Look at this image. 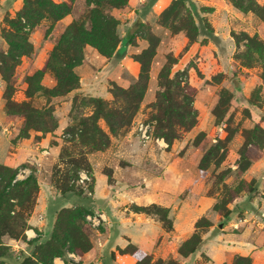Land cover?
Instances as JSON below:
<instances>
[{"label": "rangeland", "instance_id": "rangeland-1", "mask_svg": "<svg viewBox=\"0 0 264 264\" xmlns=\"http://www.w3.org/2000/svg\"><path fill=\"white\" fill-rule=\"evenodd\" d=\"M51 1L63 4L62 8L55 11L56 16L50 14L48 8L49 12H45V16L33 26H29L25 18L21 17L28 52L17 56L15 63L8 62V82L0 74V133L4 140L0 141V163H4L6 158L11 163H17L18 167L28 163L29 169H36L38 182H50L58 164L59 169L65 171L69 166L59 161L62 149L67 147L72 153L71 157H78L77 151H74L78 144L66 141L71 137L67 129L76 125L81 117L90 115L93 110V106L83 98L102 97L112 107H124V98L127 96L119 92L118 97H113L110 87L115 84L129 90V93L134 91L133 87L136 89L141 67L136 58L150 45L147 37L151 33L157 40L155 52L149 63L145 90L139 100L130 104L135 105L134 110L130 109L134 111L131 119L129 118L130 122L119 128L117 133H111L105 120L98 119V125L108 133L109 145L103 150L87 154L91 168L87 172L89 180L81 183L78 175L75 185L88 191L94 185L95 170L100 169V173L107 177L110 187H114V192H117L115 188L118 184L122 187L125 184L123 182H126L125 185H130L133 189L131 192L142 195L148 194L149 189L144 187H149V181L157 185L166 176L173 181L183 176L184 188L181 194L184 197L189 194L195 197L197 190L201 189L200 196L211 201L200 208V212L206 209V215L202 214L199 218L196 216V221L195 218L181 220L183 227L187 228L190 224L192 229L186 239L193 233L199 234L202 239V234L211 225L214 233L221 232L225 227L223 221L226 210H235L238 205L235 203L247 193L250 186L252 191L249 195L256 193L264 205V182L256 180L258 173L264 170V0H252L251 9L244 10L235 7L231 0H183V6H176L174 14L168 16H163V13L174 0H165L156 6L153 5L156 0H128L127 5L122 8L107 7V13L117 21L119 42L113 54L114 63L107 65L108 58L100 54L93 44L79 40L77 43L81 45V62L73 68L79 78V86L65 96L50 98L37 90V86L48 89L56 84V78L46 67L53 51L59 46L65 49L78 40L74 38L77 32H69L70 28L83 29L79 30L81 37L96 34L89 19L95 8L93 0ZM239 2L250 5L244 0ZM23 4L24 0H0V53H4L5 57L11 54L9 41L12 39L8 41L1 33L4 32L8 37L17 33L8 20H16V14ZM194 25L195 35L192 29ZM246 37L253 41L250 42ZM129 38L132 42H129ZM125 55L127 58L122 64L120 59ZM247 56L252 59L248 66L244 64L248 61ZM170 57L174 59L170 77L186 72L180 78L188 83L189 87L184 92L190 94L192 101L189 105L197 112V119L195 125L188 130L176 127L179 137L168 143L163 137L155 135V116L159 112L151 104L155 102L157 91L161 89L158 84L159 72L165 64H169ZM219 70L223 71L222 77L216 76ZM38 71L42 74L36 80L34 76ZM175 97L180 101L179 96ZM9 101L17 104L31 102L38 108L50 104L54 109L57 127L47 133L29 129L27 138L16 139L24 128L25 120L22 116L7 114L5 108ZM139 122L148 123L151 127V136L146 142L138 137L136 127ZM157 139L161 145H165H158ZM17 147L20 148L16 150ZM45 149L49 153L43 154ZM4 154L7 156L4 157ZM214 155L215 158L218 157V163L213 158ZM207 156L211 157L208 165ZM241 156L250 161L248 168L242 171L239 165ZM69 159L66 156L64 161ZM97 163L99 166H96ZM151 164L160 169L152 168ZM107 174L110 175L109 180ZM169 189L166 190L168 194L171 193ZM190 189L196 194L193 195ZM109 192L111 193L110 190ZM123 192L121 190L116 197L120 201L119 206L117 204L118 207L114 209L116 213L123 211V202L128 201ZM125 203L130 205L129 202ZM216 204L218 207H215ZM188 208L193 209L195 206L190 203ZM92 211L89 214H104L94 209ZM242 212L239 217H244ZM257 212L248 215L259 218ZM150 215L162 225L156 214ZM255 216L249 219L255 220ZM172 217V228L175 229L179 223L175 215ZM232 218L231 216L230 220ZM199 220L201 223L197 227ZM85 222L91 228L85 230L91 248H101L98 241L101 237L103 240L104 233L99 227L95 229L86 217ZM251 225L254 231H264V221L261 219ZM110 228L113 230L114 227ZM8 239L11 238L2 236L4 245ZM9 248L12 250V247ZM233 257L228 264H231ZM131 258V255L125 257L123 264H131ZM0 260L12 263L16 259L13 255L5 254ZM207 261L208 258L204 256L198 260V264H206ZM71 263L81 264L72 259Z\"/></svg>", "mask_w": 264, "mask_h": 264}, {"label": "trees", "instance_id": "trees-1", "mask_svg": "<svg viewBox=\"0 0 264 264\" xmlns=\"http://www.w3.org/2000/svg\"><path fill=\"white\" fill-rule=\"evenodd\" d=\"M93 1L95 8L91 11L89 19L91 20V24H93V30L96 34H88L81 37L79 30L83 29L78 27H75V29L70 28L69 32H77L74 38L78 40L72 42L65 49L60 46L56 47V51L54 50L48 59L46 67L56 78V84L54 87L48 89L37 86V90H41L44 95L50 98L65 96L72 90L78 88L79 78L74 73L73 68L81 62V45L77 43L79 40L80 42L93 44L98 52L107 58L112 57L116 51L115 48L119 42L116 29L117 21L107 13V7L122 8L127 5L128 0ZM231 1L235 7L242 10L246 8L251 9L253 5L252 0H244L250 5L241 4L239 0ZM62 5L55 4L51 0H24L22 9L16 14V20H8V23L15 27L17 33L8 37L7 34L1 31L2 37L7 38L8 41L10 38L12 39L9 41L11 54L5 57L4 53H0V74L4 81L8 82L10 80L8 62L12 61L15 63L17 56L28 52L26 34L20 22L21 17L25 18L29 26H33L49 10L50 14L56 16L55 11L62 8ZM176 6H183V0H174L168 9L165 10L163 16L174 14ZM192 29L194 30L193 35H195V25ZM147 38L150 45L136 58L141 65L138 81L135 84L136 89L133 87L134 91L131 90L129 93V90H124L115 84H112L110 87V92L113 97H118L120 95L119 92L127 96L124 98V102L126 101L125 106L128 105L127 107L124 106L125 108L122 107L123 109L121 107H112L102 97L88 96L83 98L86 103L93 106L92 113L88 116L81 117L76 125L68 128L67 132L71 133V137L66 139L68 142L78 144L76 146L77 148H74V151L78 153V157H71L72 153L68 151L67 147H64L59 155V161L61 164H68L69 167L63 171L59 169L60 164L55 166L56 171L49 182L61 195L73 194L75 196H81L87 192H91L93 189L91 187V189L86 191L83 187H77L74 181L78 178L80 171H86L88 173L91 171L87 154L92 151L103 150L109 145L110 139L108 133L98 125V119L103 118L105 120L111 133H117L119 128L130 122L131 115H133L132 112H134L130 109L134 110L135 107V105L130 106V104L139 100L145 90L149 63L155 52L157 40L151 33ZM246 38L250 42L253 41L250 37ZM129 42H132L131 38H129ZM247 60V63L244 64L248 66L252 59L247 56ZM173 62L174 59L170 57L169 64H165L160 70L158 84L161 89L157 91L156 100L151 104L156 109V112H159V115L155 116V135L163 137L168 143H171L173 139L179 137L176 127L188 130L195 125L197 119V112L189 105L192 101L190 94L184 92L189 87L188 83L180 78L186 72L170 77L171 63ZM41 74V71L36 72L34 78L37 80V77H40ZM222 74L223 71L219 70L216 76L222 77ZM28 94L32 95L34 93ZM175 96H179L180 101H177ZM5 109L7 114L22 116L25 120L24 128L20 131L16 139L27 138L29 129L47 133L52 132L57 127V121L53 115L54 109L50 104L38 108L32 105L31 102L17 104L9 101ZM130 111L131 113L129 114ZM13 143H16V141H13ZM209 153H212L211 150H209ZM66 156L70 157L68 161H64ZM213 158L216 160L218 157L215 158L214 155ZM210 160L211 157H208L207 165ZM240 161V170H246L250 165V161L247 157L243 156H241ZM26 165L28 167L29 164H24V166ZM199 166L202 168V165ZM17 169L18 167H9L0 163V258L5 254H10L16 259L12 263H5L0 260V264H52L55 257H64L67 251L82 254L90 250L91 242L85 230H90L91 228L87 227L85 216L86 214L93 213V211L88 206L82 204L59 209L55 215L50 232L44 237L39 236L27 241L29 246L28 252L24 250H11L3 244L2 236L5 235L10 238L25 240V230L28 228L27 220L36 204L39 191V183L35 175L36 169L31 168V173L22 180L15 179ZM107 176L109 180L110 175L107 174ZM251 188L250 186L247 192L252 191ZM217 205L215 207H218ZM132 209L135 212L149 215L156 214L162 222V226L167 231L172 229V220L169 217L168 208L151 203L148 205H133ZM231 214L232 210H226L225 222L229 220ZM199 223H201L200 220L196 223L197 227L200 226ZM85 227L87 228L85 229ZM200 241V235L193 233L191 237L185 239L178 247L179 254L186 257L195 252ZM126 255L133 256L135 260L133 264H180L172 258L165 260L156 259L153 261L151 254L144 252L132 243L127 244L124 248L118 247L110 252V258L117 262ZM65 264H69V262L66 261ZM231 264H252V262L248 256L234 255Z\"/></svg>", "mask_w": 264, "mask_h": 264}, {"label": "crops", "instance_id": "crops-1", "mask_svg": "<svg viewBox=\"0 0 264 264\" xmlns=\"http://www.w3.org/2000/svg\"><path fill=\"white\" fill-rule=\"evenodd\" d=\"M164 1L165 0H156L153 5H160ZM114 58V55L108 58L107 65H110V63L112 64V62L114 63ZM126 58L127 56L125 55L120 59L122 64L125 62ZM116 64L117 66L119 65L118 63ZM0 141H4L1 138V133ZM4 145L6 147V144ZM19 148L20 147H17L16 150ZM43 151L47 150L45 149ZM43 151L42 153L46 154ZM6 156L7 154H4V157ZM2 164L10 167L17 166V163H11L7 161V158ZM98 164L99 163H97L96 166ZM151 167L160 169L159 166L157 167L155 164H151ZM145 171L147 172V170ZM113 172L114 176H116L117 172L115 167ZM94 177L95 182L92 191L81 196H75L73 194L61 195L48 181L39 180V191L36 204L27 220L28 228L25 230V240L11 238L7 240L5 245L12 247V249L16 251L24 250L28 252L29 246L27 241L39 236H46L52 228L55 215L59 209L82 204L88 206L90 209L104 212V217L105 215L107 216L105 217V221L99 226V230L104 233L103 240L102 237L101 239L99 238L100 241H103L101 242L102 249L92 247L82 254L74 253L81 264H123L124 258L130 257V255L123 256L120 258V261L117 262L110 258V252L118 247L124 248L129 243L135 244L139 249L151 254L153 261L156 259L165 260L167 258H172L177 260L180 264H198V260L205 256L208 258L206 264H228L227 262H229L234 255H242L250 257L252 264H264V231L258 229L254 231L251 229V224L256 223L257 220L261 219L264 221V205L261 204L259 201L260 198H258L256 193L249 195V192H247L239 198L235 203H238L235 210L231 209L232 220L229 218L226 222L223 221L225 223L223 230L214 233L212 230L213 226H209L204 234H202L201 243L197 250L185 257L179 254L178 247L191 234L192 229L190 228V224L187 228L183 227L181 220H192L196 216L199 218L202 214L206 213V209L200 212V208H204L205 204L211 203L210 199L200 196L202 193L199 188L200 186L197 187L200 189L199 191L197 190V196L194 197L189 194L184 197V194H181L184 188L183 176L177 177L175 181L166 176L165 180L157 185L149 181V187L147 188V185L144 187L146 190L149 189L147 191L148 194L136 195L131 192L133 189L129 187L130 185H125L127 184L126 182H123L125 184L122 183L124 187H120L118 184V187L115 188L117 192H114V187H112V190L107 183V177L103 173H100V169L95 170ZM257 179L259 182H264V170L258 173L256 180ZM168 181H170V183ZM168 189L171 191L169 194L166 192ZM121 190H124L123 194L127 196L128 201L125 202H129L130 205L123 202V206H125L124 210H119V212L116 213L114 209L119 206L120 202L116 197H118ZM190 192L193 193V195L196 194V192H193V189ZM246 194H248L249 197ZM190 196L194 199L190 198ZM151 203H156L168 208L170 213L169 217L175 215V218H177L179 223L177 227L167 231L163 229L162 225L155 217L149 214L135 212L131 208L133 204L148 205ZM190 203H192V205L194 204L195 208H188ZM98 206L100 210H98ZM256 209L259 210L260 219L255 215V220L254 218L253 220L249 219V217L254 216L248 215V213L255 214L257 212ZM240 212L244 214V217L238 216ZM196 218L194 219L195 221ZM171 219H173V217ZM110 227H114L113 230ZM107 243H109V246ZM68 253H70V251H67L64 257H55L52 264H65L66 261L71 264L72 258L68 256ZM131 259L133 260L131 264H133L135 260L134 258Z\"/></svg>", "mask_w": 264, "mask_h": 264}, {"label": "built area", "instance_id": "built-area-1", "mask_svg": "<svg viewBox=\"0 0 264 264\" xmlns=\"http://www.w3.org/2000/svg\"><path fill=\"white\" fill-rule=\"evenodd\" d=\"M137 133H138V137L141 139L142 142H146L150 139L151 136V127L149 126L148 123H144V122H139L137 127H136ZM163 139H161L162 141ZM157 143L160 146H164L165 144L163 143V145L160 144V140L157 139ZM44 153H47V151H43ZM31 173V170L29 169V167L27 166H19L15 175V179L20 180L25 178L26 176H28ZM89 180V176L88 173L86 171H81L79 173V182L84 183V181ZM86 219L88 222H90V224L95 228L98 229L99 225L105 221V217L104 214L102 213H97L95 215H91V214H86ZM98 245H101L100 241H98ZM68 256L70 258H72L73 261H77V256L70 252L68 253Z\"/></svg>", "mask_w": 264, "mask_h": 264}, {"label": "water", "instance_id": "water-1", "mask_svg": "<svg viewBox=\"0 0 264 264\" xmlns=\"http://www.w3.org/2000/svg\"><path fill=\"white\" fill-rule=\"evenodd\" d=\"M138 21H140V19H138Z\"/></svg>", "mask_w": 264, "mask_h": 264}]
</instances>
